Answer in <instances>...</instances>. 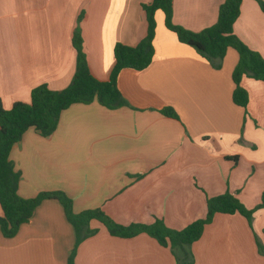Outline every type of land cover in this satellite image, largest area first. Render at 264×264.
Returning a JSON list of instances; mask_svg holds the SVG:
<instances>
[{
    "label": "crops",
    "instance_id": "0c3cea01",
    "mask_svg": "<svg viewBox=\"0 0 264 264\" xmlns=\"http://www.w3.org/2000/svg\"><path fill=\"white\" fill-rule=\"evenodd\" d=\"M226 0H174L173 22L193 32L216 24ZM264 1V0H263ZM151 0H0V98L4 109L29 103L47 84L68 87L76 72L72 38L81 32L92 75L109 81L117 44L135 47L147 33ZM82 16L81 20L79 17ZM154 57L142 71L123 70L126 105L74 104L48 137L28 129L10 152L19 194L64 192L74 211L100 208L118 224L162 220L182 230L207 214V200L230 192L248 209L264 192V82L244 77L246 108L233 101L238 52L215 68L181 43L156 13ZM234 34L264 58V11L243 0ZM172 108L176 118L161 112ZM2 209L0 207V216ZM99 231L78 248L76 264H177L154 238ZM264 209L252 223L217 214L192 245L195 264H264ZM76 233L61 203L45 200L17 235L0 229V264H68Z\"/></svg>",
    "mask_w": 264,
    "mask_h": 264
},
{
    "label": "trees",
    "instance_id": "16d2710c",
    "mask_svg": "<svg viewBox=\"0 0 264 264\" xmlns=\"http://www.w3.org/2000/svg\"><path fill=\"white\" fill-rule=\"evenodd\" d=\"M243 0H226L219 8L218 21L213 26L193 32L173 22L174 0H151L150 4L142 5L147 19V33L135 47L117 44L114 48L115 65L109 81L96 79L89 68L83 46L81 32L76 30L72 44L76 52V72L72 83L62 89L53 90L47 84L33 88L29 103L17 102L11 109L3 107L0 98V229L6 238L17 235L23 224L29 223L37 207L45 200H57L61 203L66 218L76 233L75 246L72 249L68 264H76L79 246L99 229L92 228L93 221L99 222L110 235L131 239L146 234L160 245L169 248L177 264H195L192 245L198 241L206 225L211 223L217 214L244 216L252 223L254 214L264 209V192L260 203L253 209L246 208L236 195L227 192L207 200V214L182 230H173L158 219L152 224L132 223L122 225L116 223L100 208L84 210L76 213L73 201L64 192H43L34 198H24L18 192L20 173L10 161V152L24 133L34 128L42 136L48 137L58 126L60 114L74 104H89L98 101L102 106L114 109L126 105L119 88L118 77L125 69L145 70L154 57V39L156 36V13L162 11L165 26L178 37L181 43L195 48L202 57L215 68L222 66V61L229 48L238 52L239 61L232 78L235 84L234 103L242 108L248 105V94L241 83L244 77L264 82V58L247 47L235 34L234 24L240 15ZM264 11V1L256 0ZM82 16L79 17L81 20ZM161 112L176 118L172 108ZM259 252L264 255V246L257 241Z\"/></svg>",
    "mask_w": 264,
    "mask_h": 264
}]
</instances>
